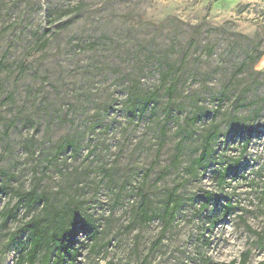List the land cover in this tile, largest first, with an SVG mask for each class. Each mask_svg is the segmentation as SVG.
<instances>
[{
  "label": "rangeland",
  "instance_id": "1",
  "mask_svg": "<svg viewBox=\"0 0 264 264\" xmlns=\"http://www.w3.org/2000/svg\"><path fill=\"white\" fill-rule=\"evenodd\" d=\"M0 188V264L24 210L2 213L33 189L89 224L78 264H264V0H0Z\"/></svg>",
  "mask_w": 264,
  "mask_h": 264
},
{
  "label": "trees",
  "instance_id": "2",
  "mask_svg": "<svg viewBox=\"0 0 264 264\" xmlns=\"http://www.w3.org/2000/svg\"><path fill=\"white\" fill-rule=\"evenodd\" d=\"M175 86H170L168 90L169 102L173 98ZM145 100V110L149 108L154 100V96L150 95ZM140 103H132L130 114L135 118L140 112ZM215 116V115H214ZM197 120V119H196ZM220 126L217 123L211 124V129L203 137L202 152L197 159L199 166L206 170L209 157L213 153L214 143L219 137ZM252 132L248 134L245 141L247 148ZM179 155H176V159ZM241 164L240 160L226 167L213 170L211 179L218 189H225L235 178L238 177V168ZM195 171V169H192ZM198 170V169H196ZM230 180V181H228ZM254 181V180H253ZM251 181V182H253ZM0 188V199L2 195ZM216 195L211 192H205L203 199L202 210L208 208L214 201ZM17 198L16 204L3 211L2 218L4 223L9 221H18L20 210H24V218L19 220L17 229L9 235L8 245L14 246L17 250L16 264H78L82 250L87 247L89 239L92 236V230L89 224L79 215L78 210L64 209L61 206L54 204L46 194L31 191H15ZM147 200H144L141 209V220L148 223L153 220L152 215H149ZM222 214L225 216L234 214L238 211V207L234 204L231 198H226L223 201ZM179 198L177 189H174L167 198L164 217L166 218V226H169L176 218L179 206ZM218 215H209L208 221L212 225L218 222ZM82 236L83 240L78 238ZM249 252L243 254V259L239 264H247ZM230 264H237V261H232Z\"/></svg>",
  "mask_w": 264,
  "mask_h": 264
}]
</instances>
